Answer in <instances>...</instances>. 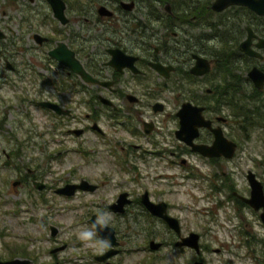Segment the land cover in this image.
Returning a JSON list of instances; mask_svg holds the SVG:
<instances>
[{
    "label": "flooded vegetation",
    "instance_id": "flooded-vegetation-1",
    "mask_svg": "<svg viewBox=\"0 0 264 264\" xmlns=\"http://www.w3.org/2000/svg\"><path fill=\"white\" fill-rule=\"evenodd\" d=\"M214 1L0 0V151L6 156L3 165L16 174L12 186L21 193L22 203H46L49 192L68 198L80 191L100 190L106 183L104 178L86 174L78 179H46L42 171L45 165L36 162L37 156L33 155L42 149L47 156L78 153L86 157L92 153L88 147L96 145L95 151L115 156L117 167L130 177L122 180L134 183H142L143 178L159 183L167 180L170 176L160 166L164 159L190 169L186 155L194 154L214 170L209 183L212 188L232 189L226 197L234 201L236 217L243 219L242 208L247 206L258 212L259 223L264 224L262 208L255 209L242 199L251 195V185L249 195L241 193L235 188L236 170H231L232 164L238 165L242 139L250 138L258 128L264 129V83L259 87L250 75L254 67L264 72V45H259L264 39V14L240 4L216 10ZM249 27L254 33L250 46L258 55L241 47L249 36ZM86 73L95 80H88ZM185 103L202 107V116L209 121L196 125L194 143L214 145V128H221L224 137L236 143L233 156L205 155L177 135L182 127L179 112ZM170 104L172 110L168 109ZM90 132L95 138L88 135ZM101 144L105 145L102 149L97 146ZM167 153L174 160L168 159ZM149 156L158 157L157 165L149 164ZM138 159L144 167L138 165ZM224 168L228 170L216 172ZM251 170L259 178L249 168V184ZM84 179L96 188H78L74 194L58 192L66 184ZM145 188L141 193L134 188L120 189L106 206L97 204L88 222L110 246L94 260L77 264H123V260L112 258L123 251L121 230L101 219L106 212L119 220L127 219L134 234L139 219L160 220L172 238H149L148 247L161 250L174 246L178 252L190 251V264L197 260L206 263L204 249L221 250L209 244L203 246L199 232V251L178 244L194 230L184 233L173 205L162 196L154 198ZM145 192L154 202H166L167 212L180 221V233L144 204ZM119 199L128 201L113 206ZM94 216L114 228L117 243L99 233L90 222ZM253 223L250 228L240 226L242 234L251 236L245 241L249 244L259 240L253 233ZM4 232L0 230L3 237L8 235ZM152 240L160 246L153 248ZM3 247L7 254L0 251V260L20 257L29 259V264L36 260L37 253L31 251L28 242L4 238ZM11 247H16L14 255L8 250ZM66 247L64 243L51 251ZM156 257L148 255L136 264H155Z\"/></svg>",
    "mask_w": 264,
    "mask_h": 264
},
{
    "label": "rangeland",
    "instance_id": "rangeland-1",
    "mask_svg": "<svg viewBox=\"0 0 264 264\" xmlns=\"http://www.w3.org/2000/svg\"><path fill=\"white\" fill-rule=\"evenodd\" d=\"M1 105L3 106V103L0 102V114ZM168 109L172 110L171 104ZM88 135L95 138L91 132ZM1 141L0 144L3 142ZM241 142L242 147L238 149L236 157L238 165L232 164L231 170H236L235 179L238 186L235 188L249 195L250 184L246 177L249 168L253 169L264 183V129L258 128L251 133L250 138L242 139ZM169 145L168 143L167 146ZM97 146L101 149L105 147L104 144ZM95 147L96 145L88 147L92 152L86 155L89 159L78 153L47 156L42 149L33 153L37 156L36 162L45 165L42 171L46 172V179L51 181L68 177L78 179L86 175L92 178H104L106 181L100 190L87 193L80 191L68 198L55 196L49 192L47 193L49 201L37 205L28 201L21 202L19 199L21 193L15 192L12 186L16 174L3 165L6 156L0 151V230L6 231L4 236L8 234L5 237L0 235L1 253L4 251L5 238L6 241L24 244L28 242L31 251L37 253L34 264H77L83 263L85 259L92 261L96 254L104 252L110 246L108 241L102 240L96 234L95 227L88 222L91 213L97 211V204L104 206L120 189L134 188L138 192H143L147 187L154 198L162 196L173 205L172 210L180 217L184 233L190 230L197 231L201 233L203 246L209 244L211 247L221 248L220 251L204 249L205 264H261L264 253L262 247L264 224L259 223L261 220L258 212L245 206L242 210L246 217L244 216L243 219L236 217L234 201L227 200L226 197L232 193V189L212 188L209 183L214 170L204 164L202 159L194 154L186 155L191 163L190 169L176 162L171 165L164 159L160 166L169 174L167 180L163 179L159 183L143 178L142 183H134L122 180L130 177L117 167L118 163L114 155H107L105 151L104 154L102 151H95ZM169 154L167 153L168 159L174 160ZM131 159L135 160V157L131 156ZM158 160V157L149 156V164L152 163L153 166L157 165ZM137 162L139 166L144 167L145 163L140 159ZM164 165H167L166 168ZM226 170L228 169L224 168L216 172L220 174ZM159 190H164L165 193L158 194ZM220 200L223 201L219 202ZM101 219L118 226L121 230L120 247L123 251L112 256L113 259H121L123 264H136L148 255H153L157 256L154 258L155 264H190L188 262L192 256L190 251L178 252L174 246L161 250H152L148 247L149 238L167 237L168 240L172 238V234L166 231L165 225L160 220L139 219L134 234L127 226V219L119 220L111 212L104 213ZM252 223L255 231L253 233L259 237L261 243L253 239L250 245L245 241L251 236L242 234L243 229L240 226L250 228ZM51 224L59 228L55 236L51 234ZM27 235L30 236L27 238ZM64 243L67 244L65 249L51 251L52 248ZM253 247L257 248L259 255L253 251ZM8 250L14 251L10 248ZM4 254L7 253L4 251ZM258 257L260 263L257 262Z\"/></svg>",
    "mask_w": 264,
    "mask_h": 264
},
{
    "label": "water",
    "instance_id": "water-1",
    "mask_svg": "<svg viewBox=\"0 0 264 264\" xmlns=\"http://www.w3.org/2000/svg\"><path fill=\"white\" fill-rule=\"evenodd\" d=\"M231 4H240L246 5L258 14H264V0H215L213 2V8L216 10H222ZM249 36L246 40L241 43L242 49L247 51L250 54H259L256 50L252 49L251 37L254 35L252 29L249 27ZM259 45H264V39H260ZM85 73V72H84ZM87 74L88 80H95V78L89 74ZM250 75L255 80L256 84L261 87L264 83V72L258 68L254 67L250 71ZM202 107L195 106L190 103H185L183 108L180 110L179 114L181 116L182 127L177 131V135L184 139L186 142L193 146L194 150H199L205 155H219L220 153H224L226 156H233L236 148V143L224 137L221 128H214L216 133V140L214 145H202L196 144L193 141V138L197 135L198 130L196 125L208 124L209 121L205 120L202 116ZM198 116L199 118H195ZM192 126V127H191ZM193 131L190 133V131ZM223 142L224 144H221ZM249 180L251 185V195L249 197L242 196L247 203L253 206L255 209L262 208L261 218L264 222V184L263 182L255 175V173L251 170L249 172ZM16 183V182H15ZM41 187V186H40ZM95 189L96 185L90 184L87 180H82L81 183H68L65 186L58 189V192H62L65 194H74L76 189ZM127 193H122L121 196H126ZM125 201H121L119 199V203H113V206L123 205ZM142 201L144 204L155 214L163 217L169 224L171 228H173L177 233L181 232L180 221L177 217L170 215L167 212V204L165 201L162 202H154L149 198L148 192L143 194ZM122 209V208H120ZM92 224L96 225L97 230L103 237H109L113 244L117 243L115 237V230L112 226L101 223L95 219V216L90 220ZM58 228L56 225H51V233L56 234ZM200 234L198 232L192 231L189 235L183 237L182 240H179L178 244H188L194 247L197 251L200 250ZM152 247L157 248L160 246V242L155 240L151 241ZM64 248V246H62ZM113 250L112 252H115ZM110 253V252H109ZM109 253L104 256H100L99 258H105ZM30 260L27 258L14 257L6 260H0V264H29ZM195 264H204L203 261L197 260Z\"/></svg>",
    "mask_w": 264,
    "mask_h": 264
},
{
    "label": "trees",
    "instance_id": "trees-1",
    "mask_svg": "<svg viewBox=\"0 0 264 264\" xmlns=\"http://www.w3.org/2000/svg\"><path fill=\"white\" fill-rule=\"evenodd\" d=\"M263 18H264V16H263ZM258 243H261V240L259 241H257ZM262 247L264 248V243L262 242ZM254 248V252L256 251V253L259 255V253H258V251H257V248H255V247H253ZM11 250H13L14 249V251H10V253H11V255H14L15 253H16V247H11L10 248ZM262 256H263V259L261 260V264H264V253L262 254ZM257 262H259L260 263V259H259V257H258V260H257Z\"/></svg>",
    "mask_w": 264,
    "mask_h": 264
}]
</instances>
